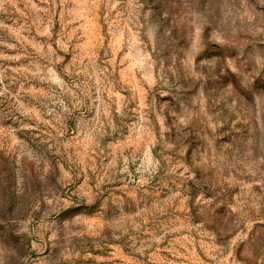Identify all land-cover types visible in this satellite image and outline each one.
<instances>
[{
	"label": "rangeland",
	"instance_id": "374dc122",
	"mask_svg": "<svg viewBox=\"0 0 264 264\" xmlns=\"http://www.w3.org/2000/svg\"><path fill=\"white\" fill-rule=\"evenodd\" d=\"M139 2L145 5L140 9L139 18V22L143 24V13L152 0H148L147 3L145 0ZM204 2L205 6H208L207 0ZM248 4L254 7L256 12L264 13V4L258 3L257 0H248ZM188 6L197 9L201 6V0H189ZM153 7L157 12L153 19L160 20L163 26L161 31L163 28H169L172 33L170 40L156 45V51H153V45L148 43L147 37L143 38L148 51L152 54L156 69L160 70L163 67L166 72H170L179 58L184 66L182 68L177 66L175 70L179 72V76L175 79H179L183 85L181 95L192 93V100L206 101L209 114L215 117L213 122L218 124L217 142L221 139L226 140L230 146L229 152L233 149L242 152L248 139L247 135L243 137L239 135L241 128L244 127L243 121L246 117H250V124L257 122L255 105H250L248 95L260 93L264 103V38H253L248 28L235 18L237 10L240 12L245 10L244 0H213L211 8L213 16L218 21L215 31H208L199 25L190 29L186 22L188 8L185 7L184 0H157ZM50 11H52L50 5L44 0H31V2L14 0L12 4L6 5L5 11H0V22L6 26L0 28V39L7 44L15 45L14 48L0 45V52L8 57L21 56L19 60H0V68L5 73L0 91H6L5 96H0V128L7 131L10 127H16L14 118L19 116V113L10 110L13 104L10 97L19 95L20 101L26 106H36L41 112L44 111L43 105L48 102L43 93L48 92L49 88L46 84L29 78L28 73L23 69L30 64L38 67L47 64L43 52H46L47 46L50 45L55 51L57 70L62 74L66 67L75 65L78 57L82 61L80 67L88 64L87 56L92 53L99 57L97 64L100 68L106 69L108 79L118 82L114 87L112 108L113 123L119 128V132L105 135L100 140V146L92 150L90 159L85 163L94 164V168L85 167L84 163L77 167L75 163L77 146L68 143L77 135L76 121L81 112L84 113L85 119L80 122V127L85 130L89 127L88 120L94 112H89L87 109H81L68 117L64 124L65 131L62 133L59 126H54V122L49 126L41 124L35 141L30 140L28 144L37 153V158L33 160L27 157L17 160L11 140L6 134H0V215H7L11 208L18 205L17 214L24 217L31 216L34 224L39 226L43 217L38 210L47 209L48 201L59 199L65 207H71L73 211L82 214L73 217L71 213H64L61 209L60 212H53L48 216L49 223L56 215L63 214L69 217L64 233L81 231L85 226L90 230L99 227L101 236L106 237V239H98V247L93 245L91 237H85L83 240L71 237L66 254L60 256L57 250L55 258L49 255L51 244H43L38 251L32 250L27 254V264H53L54 259L55 264H217L219 260H223L224 264H264V215L257 216L251 213L250 221L239 225L235 214L228 216L225 213L224 218L217 215L218 209L228 208L231 211L222 196L232 200L241 191L238 182L241 180L245 183L249 182L235 168L225 169L222 179L210 173L205 174L210 176L207 183L204 182L205 177L200 171L196 170L197 179L201 181V187L206 193L205 199L209 200L207 205L197 203L194 196L187 201V205L180 199V196L190 194L186 189L190 188L191 181L181 185L178 177H165L164 184H158L156 188H149L145 192L133 193L129 191L133 187L131 177L118 175L114 180H109L110 172L103 170V166L110 164L111 153L115 146L128 135V125L134 121L137 103L143 99L145 93V88H139L138 100L127 105L128 115L123 119L117 116L114 111L115 102L130 96V80L124 71L126 61L122 60L123 52L119 55L111 54L113 50L109 47L108 29L110 23L123 25V21L132 11L128 0H122L110 15L103 6L96 9L99 48L95 47L97 37L94 35L95 29L91 26H88L87 31H77V26L72 24L65 26L64 10L59 5V0L54 9V16L49 15ZM105 17H108L107 23ZM232 28L237 29L234 36L225 33V30ZM46 30L51 32V38L46 34ZM78 42L80 48H77ZM115 44H121L119 37L115 39ZM201 48H204L203 60L196 58L193 61L184 54L188 49L199 52ZM40 49H43V52L39 51ZM236 50L242 55L233 56L231 53ZM136 51L137 49H132L133 63L136 59ZM186 71L190 72L191 79L183 78ZM150 77L151 73L145 68V80ZM64 79L68 80L69 77L64 76ZM83 80L85 77L81 75L77 83ZM136 86L139 87L138 83ZM163 91L168 92V89L165 88ZM93 95H95L94 90ZM146 95L147 100L154 105V113L151 116L153 122L156 119L155 114L163 112L171 123L170 112L177 106L173 99L175 90L165 96L157 88L147 92ZM105 99L107 100V96ZM48 106L54 107L52 104ZM249 108L252 109L250 114ZM44 118L52 119L49 116ZM32 123L36 122L32 121ZM196 123L199 124V121ZM156 130L159 134V124ZM106 131L112 132V129L106 126ZM49 132L52 134L51 137L48 135ZM57 136L59 142L55 139ZM182 142L188 145V151L182 156L175 154L173 163H185L191 166L193 159L199 160L203 156L204 142L199 141L198 144H194L191 132H187ZM109 145L113 147L110 148ZM128 151L130 149L125 150V154ZM97 173L106 181L100 186L99 192L96 189ZM221 184L223 192L218 186ZM214 185L217 186L213 187ZM88 188L92 189L91 193L87 191ZM252 191L258 197L264 196V191L258 186H253ZM221 192L222 195H218ZM173 194L177 198L169 206L166 201ZM251 195L252 193L248 194L249 198ZM116 197L123 201V214L118 212L116 215H111L101 209L92 211L93 205L101 200L106 209L117 207V202L113 199ZM154 203L159 204L160 210L142 222L140 218L136 219L137 225L141 228L139 232L135 228L128 227L127 233L121 234L120 226L127 227L131 223L129 217L133 212L143 209L146 205L151 208ZM177 217L185 225L203 224L206 232L203 235H198L195 231L191 233L195 237L194 245L170 244L169 240L173 238L170 236L159 246V249L154 245L147 249L143 256L133 253L131 247L133 243L136 247H140L149 240V232L162 234L166 228L175 226ZM20 227L24 228L28 225L20 224ZM114 232L121 236V239H113ZM188 234L189 230L186 227L181 233L173 236ZM132 237H135V240ZM44 239L47 241L46 235ZM185 257L189 259L185 261Z\"/></svg>",
	"mask_w": 264,
	"mask_h": 264
},
{
	"label": "clouds",
	"instance_id": "9594fccd",
	"mask_svg": "<svg viewBox=\"0 0 264 264\" xmlns=\"http://www.w3.org/2000/svg\"><path fill=\"white\" fill-rule=\"evenodd\" d=\"M14 0H0V11L6 10V5L12 4ZM31 2V0H29ZM52 9L49 12L50 16L55 15V7L58 0H44ZM122 0H59V5L64 10V17L66 25H76V30L87 31L88 26L95 29L94 35L97 37L96 48H99V25L96 23L97 17L95 16L96 9L103 6L105 11L111 14L112 10L121 4ZM148 0H145L147 3ZM185 7L188 8L186 13L187 24L189 28L197 25L207 29L208 31H215L218 27V21L213 16L211 4L213 0H207L205 6L204 0H201V6L197 9L189 7V0H184ZM258 3L264 4V0H257ZM157 0H152L147 10L143 13L144 23L139 22L140 9L145 7L139 0H128L129 6L132 11L129 12L128 17L123 21L122 26H117L114 23L109 24L108 36L109 47L113 50L112 55H119L123 52L122 60L126 61L124 64L125 74L130 80V96L128 98H120L115 102V113L121 119L128 115L126 109L130 102L138 100L137 93L139 88H145L143 99L137 103L135 110V119L128 125V135L123 138L111 153L112 160L108 166H103V170L110 172L109 180H114L118 175L131 177L133 187L129 191L145 192L149 188H156L158 184H164L165 177H178L181 185L188 184L191 181L188 196H180V199L187 205V201L194 196L197 203L207 205L209 200L205 199V191L201 187V181L197 179V171L205 177L204 182L207 183L211 174L222 179L225 169L235 168L240 172V175L246 178L249 182L245 183L244 180L239 181L241 191L236 194L232 200L228 197L222 196L228 208L218 209L217 215L224 218L225 213L228 216L236 215L238 218V225L250 221L251 213L257 216L264 215V196L258 197L254 193L253 186L264 191V103H262L260 93H252L248 95V101L255 105V118L256 123L250 124V117H246L243 121L244 127L241 128L239 135L242 137L247 135L244 150L238 152L233 149L229 152V144L226 140L221 139L217 142V127L218 124L214 123L215 117L209 114L207 109V102L203 100H192V93L181 95L183 93V85L179 79V72L175 69L177 66L183 67L184 65L177 58L174 69L166 72L163 67L160 70L156 69L155 62L153 61L152 54L148 51L145 45L144 37H147L149 44L153 45V51H156V45L159 43L170 40L172 33L169 28L162 29L160 20L153 19L157 15L154 10V5ZM245 10L240 12L237 10L235 18L248 28L253 38H264V13L256 12L255 8L248 4V0H244ZM45 11H49L45 9ZM105 22H108V17H105ZM51 24V20H49ZM6 26L0 22V28ZM135 28V31L132 29ZM236 28L225 30L226 34L235 35ZM46 34L51 38V32L46 30ZM119 37L121 44L116 45L115 39ZM91 39V37H90ZM0 45L8 48H14V44H7L3 39H0ZM67 47V45H62ZM81 45L77 43V48ZM127 48V51L124 49ZM137 49L136 59L133 63L132 49ZM39 51L43 52V49ZM108 50L106 49V52ZM204 48L199 52L188 49L185 55L191 60L199 58L204 59ZM44 59L48 61L43 67L35 65L26 66L23 71L28 73L29 78L36 79L42 84H46L49 88L48 92H44L43 96L48 103L43 105L44 111L41 112L36 106H26L20 101L19 95L10 97L13 104L10 110L18 112L19 116L15 117L16 127H10L7 131L0 128V134H6L11 140L12 150L16 153L17 160H22L27 157L29 160L37 158L36 151L29 147V141H35L36 133L40 132V125L45 126L53 125L59 126L60 132H64V124L68 117L81 109H87L89 112H94V115L88 120L89 127L87 130L80 127V122L85 119L84 113L77 118V135L73 140L69 141L70 145L77 146L76 166L79 167L81 163L85 167H95L92 163H85L90 159L93 149L100 146V140L105 135H112L119 132V128L113 123V108L112 96L114 95V87L118 82L109 80L106 75V69L100 68L97 64L99 57L92 53L87 56L88 64L85 67H80L82 61L77 58L75 65H69L63 70V74L57 70V60L55 59V51L51 49L50 45L47 46V51L43 52ZM233 56L241 54L239 50L231 53ZM4 59H21L20 55L8 57L5 53L0 52V60ZM35 68V70H34ZM145 68L151 73L148 80L144 78ZM91 69V71H89ZM19 71V70H17ZM4 70L0 68V84L4 79ZM83 75L85 80L77 83L79 76ZM64 76L69 79L65 80ZM75 78V79H74ZM184 79H191L190 72H184ZM139 85L137 87L136 85ZM159 88L162 95H169L175 90L173 99L176 101L170 115L172 117L171 123L168 122L163 112L155 114V122L151 116L154 113V105L147 100L146 93L153 89ZM167 88L168 92L163 91ZM93 90L95 95H93ZM6 91H0V96H5ZM107 96V100L105 99ZM48 104L54 105L49 107ZM191 105V107L189 106ZM252 109L249 108V114ZM49 116L52 119L46 120L44 117ZM35 121L36 123H32ZM199 121V124L196 123ZM157 124L160 126L159 134H157ZM200 125H203L201 127ZM106 126L112 129V132L106 131ZM191 132L193 135V143L198 144L203 141L205 151L203 156L199 159H193L191 166L185 163H173L175 154L184 155L188 151V145L182 142V138ZM51 137V132L48 133ZM59 142V136L55 137ZM109 147H113L109 145ZM130 149L127 154L125 150ZM231 156V159H229ZM183 169V171H180ZM71 171V169H69ZM163 173V175H161ZM96 189L100 191V186L105 183V179L101 178L97 173ZM154 181L156 183H154ZM214 185L213 187H216ZM221 187L222 184L218 185ZM92 192L91 188L87 189ZM222 192L218 195H222ZM252 193L251 198L248 194ZM173 194L167 198L166 203L171 206L172 201L176 199ZM117 202V207L106 209L103 200L96 202L93 205L92 211L98 209L109 212L111 215H116L118 212L123 214L124 207L121 198H113ZM135 199V197H133ZM15 206L9 210L7 215H0V264H27L26 256L32 250H39L43 244H51L49 252L50 257L55 258L57 250L59 255L66 254L67 244L71 242V237H77L83 240L85 237H91L92 243L99 246L98 239H106L101 236L99 227L90 230L87 226L81 231L64 233V229L68 226L69 217L63 214L56 215L55 218L48 222V216L53 212H60L63 209L64 213H71V216L76 217L82 213L73 211L71 207H65L63 202L59 199L48 201L47 209H40L38 211L42 214V219L39 226L34 224L31 216H21L17 214ZM131 211V206H129ZM160 210L158 203H154L151 208L147 205L143 209L133 212L129 217L131 223L126 226H120L119 231L121 234L127 233L128 227L135 228L137 232L141 228L137 225L136 219L140 218L141 222L148 216ZM186 210V208H185ZM20 224L28 225V227L21 228ZM63 226V228L61 227ZM111 227V225H109ZM188 228V235L173 236V234L181 233L184 228ZM195 231L198 235H203L206 230L203 224L199 225H185L183 221L177 217L175 226L166 228L162 234L156 235L155 232H149V240L136 247L135 243L132 244L133 253L144 255L147 249L152 248L154 245L159 249L161 244H164L170 236L173 238L169 240L170 244H195V237L191 233ZM47 236V241L44 237ZM113 239L119 240L121 236L113 233ZM135 240V237H132ZM247 240V237H245ZM39 241V243H38ZM31 245V248H29ZM185 261L189 257L184 258ZM213 259H215L213 257ZM55 264V259L53 260ZM217 264H224L223 260H219Z\"/></svg>",
	"mask_w": 264,
	"mask_h": 264
}]
</instances>
